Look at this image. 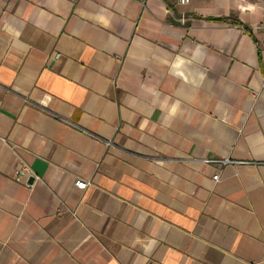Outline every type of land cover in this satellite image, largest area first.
Here are the masks:
<instances>
[{
    "label": "crops",
    "instance_id": "obj_1",
    "mask_svg": "<svg viewBox=\"0 0 264 264\" xmlns=\"http://www.w3.org/2000/svg\"><path fill=\"white\" fill-rule=\"evenodd\" d=\"M255 24L264 0H0V264H264Z\"/></svg>",
    "mask_w": 264,
    "mask_h": 264
},
{
    "label": "built area",
    "instance_id": "obj_2",
    "mask_svg": "<svg viewBox=\"0 0 264 264\" xmlns=\"http://www.w3.org/2000/svg\"><path fill=\"white\" fill-rule=\"evenodd\" d=\"M179 4H187L189 0H177ZM253 30H261L264 29V24H255L251 27ZM260 45L262 48H264V35L261 36ZM204 162L207 163H217L219 166L225 165L226 163H233V161L229 160L228 158H213V159H207ZM13 176L16 179L20 178H32L33 180H38L37 176L34 175V173L30 170V168L27 165H20L15 166L12 170ZM219 179V174L216 172L212 176V180L216 182ZM89 185L88 181L82 180V179H75L74 180V186H76L79 189H85Z\"/></svg>",
    "mask_w": 264,
    "mask_h": 264
}]
</instances>
